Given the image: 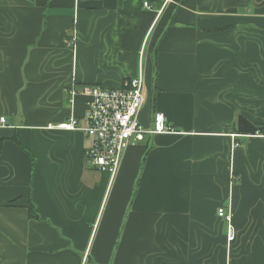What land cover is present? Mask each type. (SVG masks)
I'll list each match as a JSON object with an SVG mask.
<instances>
[{"label": "crops", "instance_id": "crops-1", "mask_svg": "<svg viewBox=\"0 0 264 264\" xmlns=\"http://www.w3.org/2000/svg\"><path fill=\"white\" fill-rule=\"evenodd\" d=\"M142 68L140 122L176 131L113 176L52 126ZM240 114L264 123V0H0V264H264V134Z\"/></svg>", "mask_w": 264, "mask_h": 264}, {"label": "built area", "instance_id": "built-area-1", "mask_svg": "<svg viewBox=\"0 0 264 264\" xmlns=\"http://www.w3.org/2000/svg\"><path fill=\"white\" fill-rule=\"evenodd\" d=\"M145 7H151L144 1ZM76 34L66 43L74 45ZM146 76L142 68L135 77L125 79L116 88L104 87L100 84H87L80 91L72 89L70 101L82 93L87 99L86 125H79L74 116L59 122L52 127L69 130H82L91 140L86 148V162L89 166L99 170L109 171L116 175L121 167L126 150L145 139L161 133H174L175 128L167 121L161 111L153 113L150 126L140 122L139 113L146 101ZM7 123L6 117L0 115V125ZM218 215L224 216L229 222L230 212L224 207H219ZM235 233L231 223L228 224L227 239L232 241ZM85 257L83 264H86Z\"/></svg>", "mask_w": 264, "mask_h": 264}, {"label": "water", "instance_id": "water-1", "mask_svg": "<svg viewBox=\"0 0 264 264\" xmlns=\"http://www.w3.org/2000/svg\"><path fill=\"white\" fill-rule=\"evenodd\" d=\"M237 128L240 133L245 135H256L263 129L262 126L255 124L243 115L238 116Z\"/></svg>", "mask_w": 264, "mask_h": 264}, {"label": "trees", "instance_id": "trees-1", "mask_svg": "<svg viewBox=\"0 0 264 264\" xmlns=\"http://www.w3.org/2000/svg\"><path fill=\"white\" fill-rule=\"evenodd\" d=\"M257 125H261L263 129L259 132L261 134H264V123H256ZM237 133H240L237 131ZM28 210H29V215L31 218H36L38 216L37 211H36V206L31 198V193L28 194Z\"/></svg>", "mask_w": 264, "mask_h": 264}, {"label": "rangeland", "instance_id": "rangeland-1", "mask_svg": "<svg viewBox=\"0 0 264 264\" xmlns=\"http://www.w3.org/2000/svg\"><path fill=\"white\" fill-rule=\"evenodd\" d=\"M240 115H242V114H240ZM239 116V115H238ZM244 116V115H243ZM261 126V125H260ZM225 208V210H226V207H224ZM227 211V210H226ZM223 219V223H222V225L224 226V228L223 229H225V227H227L226 225V221H224L225 220V218L224 217H222Z\"/></svg>", "mask_w": 264, "mask_h": 264}]
</instances>
